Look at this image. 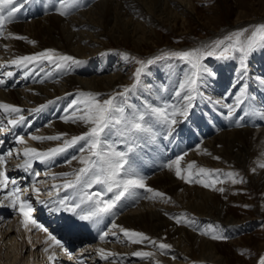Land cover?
<instances>
[{
  "label": "bare ground",
  "instance_id": "obj_1",
  "mask_svg": "<svg viewBox=\"0 0 264 264\" xmlns=\"http://www.w3.org/2000/svg\"><path fill=\"white\" fill-rule=\"evenodd\" d=\"M42 1L44 0H30V2L24 3L16 14V21L7 25L5 36L7 33H12L14 36L26 39L10 37L0 39V79L4 80V83L0 84V103L22 109L19 114L23 115L24 121L13 128L11 140L22 124L34 126L35 120H40L38 114L40 109L48 111L50 117H55V119L52 118L51 123L27 136L24 139L25 143H17L13 155L7 158V175L16 169L28 176L30 171L24 172L16 167L17 164L24 162L23 151L25 148H36L44 152L50 148L61 146L63 140L71 139V137L81 135L88 130V127L82 123L65 122L63 119L71 114L72 110L69 105L73 100L81 98L80 93L98 94L107 99L110 93L116 94L127 87L126 83L132 75L123 72L126 68L125 60L117 58L116 52L106 50L110 42L127 43L132 45L133 50L143 52L145 46L149 44L150 34L156 26L167 24L172 27L177 26L179 18L183 20L186 16V5L192 4V0H82L78 8L70 10V15L60 16L55 9L43 11L41 15L39 5ZM45 1L47 6L52 7L51 0ZM33 41L35 43H32ZM45 50H54L56 54L72 56L81 63L71 64L69 62L63 68H56L54 64L47 61L31 64L27 66L30 67L27 76L31 74V83L27 87L22 81L17 83L19 81L17 79L18 72L25 67L12 65L11 61L20 56L34 55ZM257 54L259 57L264 56L263 51ZM229 66L228 60H220L218 69L207 66L215 75L205 78L199 88L201 95L194 101L195 107L190 111L187 119L177 117L181 123L175 126L176 131L174 132V134H178L182 129H189L188 134H193L197 138L196 140L201 139L203 143L193 151L176 153L170 163L178 156L183 155L182 169L186 170L187 165L194 162L196 167L192 170L193 172L200 167L209 166L213 170L214 167H222L229 170L233 167L232 165H240L246 170L251 183L257 188H264V169L258 166L259 163L264 162V120L258 116H249L241 121V125H254L255 128L246 126L235 127L231 130L220 129L221 131H217V134L210 135L213 130L209 124L218 122L219 118L217 117H220L222 119H219L221 121L219 126H222L224 117H227V109L223 107V104L234 103V96L231 94L238 90L236 81L230 82L231 69ZM262 67L258 71V77L264 78V65ZM5 70L6 72H4ZM177 71V69L171 71L166 94L157 90L162 83L160 73H152L146 79L142 78L140 85L141 87L145 85L144 93L140 96L128 94L127 104L132 109L136 105L144 109L145 105L158 106L161 104V100L165 99L167 102L169 101L168 103H176L172 86L178 76ZM8 72H11L12 75L8 76ZM14 78L17 79L16 82L11 80ZM166 79H168V75ZM148 83L151 84L148 85ZM20 84L21 88L18 86ZM150 85L151 87H148ZM8 87L12 89H8ZM146 92L152 94L149 96L150 100L146 97L148 94ZM248 92L250 93V91ZM252 97L254 99L250 101L252 105L250 110H264V85ZM217 100H220L221 103H215ZM249 108V103L246 101L242 110H237L236 115H243L244 112L250 111ZM25 110L27 111L24 112ZM214 113H217L215 119L212 117ZM207 114L209 119L206 121ZM0 115L3 116L1 128L7 132L8 125L6 123L10 119L18 117L16 114L6 113L4 109H0ZM199 118L205 120L203 127ZM233 119L235 120V117ZM61 134L65 135L59 141H34L31 139L33 135L47 137ZM207 134L210 137L206 138ZM162 135H164L163 132L157 135L155 140L151 139V143L153 141H155L153 144L159 143L158 139ZM113 139L115 140L114 137ZM175 139L176 136H173L163 139V141L172 144ZM81 144L83 142L52 158L61 163L66 160L71 163H69V168L66 167L61 171L46 172L43 175V180L49 177V179L47 178L49 183L62 185L66 179L61 175L62 173H73L76 168L81 167L78 160L72 159L74 156L82 155L80 151H77ZM115 146L117 145L115 144ZM158 151H161L160 156L165 152L162 147H158ZM216 157H219L220 161H217ZM35 162L37 160L33 161V163ZM38 164L40 165V163ZM155 170L156 168L147 170L140 176L144 177L147 187L164 193V199H149L151 193L144 189L142 193L138 192L140 197L138 198L141 199L140 204L138 203L136 208H134L136 203L133 204L114 222L123 229L144 233L157 244L167 243L171 246L170 249L161 253L157 246L147 241L133 244L119 229L114 230L109 227L106 231L109 232L108 236L101 240L102 233L96 239L90 240L87 245L86 249L91 252L86 257L87 264H157V261L159 264H215L218 262L219 264H228V257L216 248L217 242L211 239L213 227L221 226L220 229L229 232L230 227L235 226L236 229H234L237 231L250 225L249 222L233 220L224 215L222 207L218 205L217 196L213 194L214 191L198 185L189 186L175 176L174 168H165L157 173L155 172L158 169ZM44 184L45 182L43 186L37 187L44 188ZM5 192L6 190L0 191V264H45V258L52 254L56 259H60V256L64 260L61 262L55 260L54 264H73L71 255L64 257L61 251H55L58 247L48 241V231L36 229L26 231L24 229L20 224L21 217L18 211L8 206L9 202L3 199ZM40 197L42 196L40 195ZM32 214L36 215V212L33 211ZM176 217L186 218L193 223L177 224L174 219ZM6 223H8V227L5 225ZM196 224L204 226L196 228ZM191 226H195L193 227L195 230ZM112 231L116 232V236L111 235ZM204 232L209 234L203 236ZM5 240H8L7 243H9L7 247L3 246ZM45 248H48L49 251L45 252ZM99 249L116 255L110 256L107 260L101 259ZM135 251L153 252L154 257L147 259L134 257L131 254ZM27 252L29 254L25 257ZM11 253H13V259ZM40 257L42 258L39 259ZM34 260H37V263H34Z\"/></svg>",
  "mask_w": 264,
  "mask_h": 264
},
{
  "label": "snow or ice",
  "instance_id": "obj_2",
  "mask_svg": "<svg viewBox=\"0 0 264 264\" xmlns=\"http://www.w3.org/2000/svg\"><path fill=\"white\" fill-rule=\"evenodd\" d=\"M30 0H0V37L26 39L25 37L14 36L12 33H6L7 25L14 23L17 19L16 14L23 7L24 3ZM52 7L60 16H67L71 14L73 8H78L82 0H51ZM32 43H35L34 41ZM264 49V24H259L252 29L243 28L237 30L224 39H218L210 45H205L201 48H196L188 51H173L165 52L163 55L156 56L147 61L136 60L140 65L134 72L135 83L132 86L124 87L122 92L110 96L107 99L100 100L98 94L93 93H80L79 100H73L69 105L72 110L69 116L63 119L65 122L71 121L72 123H82L88 127V130L81 135L73 136L71 139L63 140L61 146L50 148L47 151L41 152L36 148H25L23 151L24 162L17 164L16 167L22 169L24 172H29L32 169L34 160L48 161L56 155L65 152L68 148L74 147L80 142L81 147L79 151L82 153L79 157L72 159L78 160L81 165L73 173H62L65 177L62 185H53V190L59 193L61 190H72L71 195H65L59 198L54 203L58 205L57 208L50 209L51 211L65 210L78 216L81 221L91 222L94 226L99 225L104 221V218L109 215H115L114 209L118 203L126 197H136V189H145L146 192L151 193L149 199L161 198L164 199L165 194L159 191H154L145 184L144 177L137 173L136 168L129 156L137 146V141L144 139H155L161 132L164 133V139L173 137L176 131L175 126L181 123L177 117L187 119L190 111L195 107L194 101L201 93L199 92L200 86L204 83L206 77H213L215 75L207 65L202 61L205 57L215 56L217 59L228 60L234 58V54H239L240 60V78L236 82L238 90L231 95L234 96V103H224L223 107L227 109V118L232 119L236 116L235 123L237 126H242L241 121L249 116H258L264 120V110L253 109L244 112L243 115H236L237 110H242V106L250 99L247 89V83H243L248 77L247 72V58L256 50ZM176 58L180 61L186 62L189 66V71L185 73L184 78L179 82L178 90H175L174 96L177 100L176 103H164L162 106L145 105L143 111H131V106L128 105L129 111L126 113L127 95L136 89L141 81V76L144 73L147 65H152L157 61ZM125 60L129 57L125 54ZM132 59H135L134 57ZM47 61L56 66V68H63L66 64H79L81 61L76 60L72 56L59 55L54 50H45L34 55L20 56L11 61L12 65L17 67H27L28 65ZM172 68V65H168ZM8 76L12 73L8 72ZM261 85H264V78L257 77ZM4 80L0 79V84ZM236 87V85H233ZM118 97L120 98L118 100ZM210 99V98H209ZM254 99V98H251ZM215 103L220 104L221 101L217 100ZM0 109H4L6 113L19 114L22 109L11 106L8 104L0 103ZM24 121L23 115L19 116V120L10 119L8 121L11 125H16ZM61 135L55 136H31L34 141L43 140H62ZM113 136L123 141L127 145V151L117 150L115 147L116 141L112 140ZM111 141V142H110ZM18 144L25 143L23 137H18ZM13 152L9 150L6 154H0V191H5L3 199L9 202V205L14 210L18 211L21 220L20 224L26 231L33 229L47 232V228L39 224L32 216L34 211L30 199L22 198L28 192V189H21L15 187L16 181L10 180L6 172L7 158L11 157ZM19 155V153H17ZM184 156H178L166 167L175 170V176L186 183H197L205 188H212L215 191L223 193V187L217 188L219 180V170H210L203 167L198 168L195 172V163H189L187 169H182L181 161ZM219 159V157H216ZM71 163V161H69ZM260 168L264 169V162L259 163ZM255 171V169H253ZM186 173V174H184ZM36 176L40 174L34 173ZM224 175L231 179L232 183L238 182L235 179L236 174L232 172L224 173ZM71 177V178H68ZM200 177V178H194ZM9 183L14 185L10 190ZM94 185L102 186L103 191L89 192ZM31 192L35 194L37 201L42 194L41 189L32 186ZM111 193V197L105 199L104 197ZM48 196H52V191L48 192ZM247 207V206H246ZM176 223H193L186 218H174ZM31 226V227H30ZM112 229H119L125 237L133 244H141L147 241L148 243L157 246L163 253L165 250L170 249L167 243H159L151 240L148 236L141 232L130 231L121 228L115 222L111 225ZM211 229V226H209ZM208 235V232L202 233ZM109 232H104L100 239L103 240ZM112 236H116V232H111ZM211 239L222 240L224 236L219 234H212ZM48 241L54 245L59 246L60 242L51 234L48 235ZM31 243V240H29ZM47 243V241H46ZM45 252L49 249L45 248ZM101 259L107 260L110 256L116 254L105 252L104 249H99ZM134 257L147 259L154 257L153 252L148 251H135L131 254ZM49 261L55 259L54 254L48 256ZM157 264L159 262L157 261ZM259 264H264V255L259 258Z\"/></svg>",
  "mask_w": 264,
  "mask_h": 264
},
{
  "label": "rangeland",
  "instance_id": "obj_3",
  "mask_svg": "<svg viewBox=\"0 0 264 264\" xmlns=\"http://www.w3.org/2000/svg\"><path fill=\"white\" fill-rule=\"evenodd\" d=\"M185 15L186 16L183 18V20L179 18V21H177L178 23L177 26L172 27L170 24L163 26L162 25L156 26V28H154L153 32L150 34V39H149L150 42L147 46H145L143 52L138 51L139 52L138 53L137 51L133 50L132 45L127 43H115V42L109 43V45L106 47L107 51L116 52L117 58L120 57L122 60H125L124 59L125 54L129 57L128 60H125L126 68H124L123 70L124 74L132 75L128 83H126L127 87L130 88L132 84L135 83L133 78L134 72L138 67H140V65L136 63V60L147 61L148 59H153L156 56L163 55V53L165 52L188 51L196 48H201L205 45L212 44L214 41L218 39H224L226 36L230 35L231 33L237 30L243 28L252 29L259 24H264V0H192L191 5L189 4L186 5ZM262 51L264 52V49H259L254 51L247 58L246 61L248 77L245 81H243V83H247L248 85L247 92L250 91V93L248 92L250 99L247 100L250 107L252 106L250 104L251 98H253L252 95L258 93L259 89L263 87V85H261L257 80V77L259 76L258 71L261 70L263 68L262 66L264 65V56L261 55L262 57L261 56L259 57L257 53ZM133 57L135 59H132ZM220 60L221 59H217L215 56L205 57L202 63L207 66H212L213 68L218 69ZM228 61L230 65L229 68L231 69L229 76L230 82L233 81L237 82L240 78L239 54L238 53L234 54V58L228 59ZM168 65H172V68H169ZM175 69L178 70L177 71L178 73L175 72L177 73L178 76H176V74L174 73L176 76V80L174 81L173 86L171 85L174 88L173 90L174 93L175 90H178L179 82L183 80L185 73L189 71V66L186 64V62L180 61L176 58L157 61L156 63L152 65H147L145 67L141 79L142 78L146 79L147 76H149V74L152 73H160L159 76L160 79H162L161 81L162 83L157 90L163 93L165 92L164 94H166L167 86L169 84L168 82H170L168 80H170L171 78L170 77L171 71H174ZM167 75H168V79H166ZM149 84L151 83H148V85ZM239 86L240 85L237 86V89ZM144 87L145 85H142L141 87L139 83L136 89L130 92L129 94L140 96L144 93L143 92ZM148 87H151V85ZM120 91L122 92L123 90L121 89ZM146 94H147L146 97H148V100H150L149 96L152 94L151 93L149 94V92H146ZM112 95L115 94L110 93L108 97ZM104 97L105 96L98 95V98L100 100H103ZM119 99L120 98L118 97V100ZM166 102H167L166 99L161 100L162 104ZM162 104H160V106H162ZM127 106L128 104L125 105L126 113L129 111ZM130 110L143 111V109H141V107L137 105L134 106L133 109L131 108ZM234 117L236 119V116ZM226 120H227L226 126L222 128L219 127L216 128L215 130L216 132H213L210 135L217 134L221 130H226V129L231 130L234 129L235 127L241 128L247 126L246 124H243L242 126H237L235 121H233L232 119L227 118ZM226 120H224V122ZM247 127L255 128L256 126L249 125ZM210 135L208 137H210ZM113 137L115 138V140L114 139L113 140L116 141L115 144L117 146H123L125 144L121 140L117 139L115 136ZM161 138H160L161 140L158 139V141H163L164 135H162ZM145 140H147L148 143ZM153 142L155 143V141ZM153 142L151 143L150 138L139 140L137 141V146L142 150H145L144 147H146L147 144L148 145L153 144ZM201 143H203V140H195L193 142V145L189 147L188 150L193 151L194 149H197V147ZM150 146L152 148V151L156 153L154 145H150ZM77 151L79 152V150ZM216 160L220 161V158ZM68 161L69 160L62 162L59 167L51 170V172L61 171L66 167L69 168ZM232 166L233 167L230 168L229 170L228 168L214 167V170H219L218 173L219 180L222 181L221 183H217L216 187L217 188L223 187L225 189L223 193L215 191L212 188H205L197 183H186L185 181L183 180L182 181L188 184L189 186L198 185L204 189H210L214 191L213 194L217 196L218 205L222 207L224 215L230 217L233 220H245L249 222L250 225H248L247 227L244 226L245 228L242 227L237 231H235L236 229L235 226L233 227L231 226L229 232L225 231L224 229H220L221 226L217 228L213 227V234L217 233L225 237V239L222 240H215L217 242L215 246L222 254L228 257V264H259V258L262 255H264V188L263 187L257 188L253 183H251L247 176L246 170L242 166L240 165L237 166L232 165ZM165 168L167 167L162 166L156 172L155 171L154 172L157 173L159 171H163L165 170ZM209 168L213 170V168L209 166L206 167V169ZM228 172L235 173L236 174L235 179L238 182L232 183L231 179H229L224 175V173H228ZM47 178L49 179V177ZM47 178H44L43 180V183L45 182L44 188L47 187L49 188V186L52 185L50 189L53 190V185H57V184H53L52 182L49 183V180ZM194 178H200V177H194ZM43 183L41 184V186H43ZM45 193L47 194L46 190ZM140 201L141 199L138 200L134 208H136L137 205L140 204L139 203ZM167 202L168 200L166 201V203ZM7 224L8 223H6L5 225L7 226ZM201 225L203 224L200 225L196 224L197 226L196 228L198 227L200 228ZM191 227L193 228L195 226H191ZM7 241L8 240H5V242L3 243L4 247L9 246V243H7ZM28 252L26 253L25 257L28 256L29 254ZM11 257L13 259V253H11ZM41 258L42 257H40L39 259ZM36 261L37 260H34V263H37ZM215 264H219V262Z\"/></svg>",
  "mask_w": 264,
  "mask_h": 264
}]
</instances>
